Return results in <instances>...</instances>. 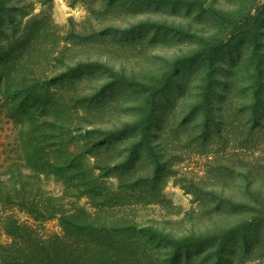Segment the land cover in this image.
Instances as JSON below:
<instances>
[{
	"label": "rangeland",
	"instance_id": "obj_1",
	"mask_svg": "<svg viewBox=\"0 0 264 264\" xmlns=\"http://www.w3.org/2000/svg\"><path fill=\"white\" fill-rule=\"evenodd\" d=\"M5 5L17 9L13 20L0 23V38L24 43L0 61L51 91L61 89L54 83L57 75L77 73L68 94L74 111L86 110L74 113V157L90 165L99 161L108 175L95 171L90 198L78 197L89 176L80 188L75 174L74 208L80 204L93 213L105 195L120 217L192 237L200 264H264V88L259 95L246 88L264 59V0H7ZM255 32L258 53L244 40ZM232 77L237 82L224 101ZM261 78L264 84L262 74L251 83ZM15 92L22 98L28 91ZM147 99L155 103L151 109L158 108L146 137L135 128L125 142L117 134L93 145L86 129L122 133L143 113ZM15 114L9 106L0 108L2 169L9 161L22 162L28 151ZM207 120L213 132L225 127L224 134L204 138L201 126ZM38 185L53 195L63 190L53 176ZM45 224L48 232L61 233L58 219ZM9 240L0 232V243ZM210 241L223 248L221 258Z\"/></svg>",
	"mask_w": 264,
	"mask_h": 264
},
{
	"label": "trees",
	"instance_id": "obj_2",
	"mask_svg": "<svg viewBox=\"0 0 264 264\" xmlns=\"http://www.w3.org/2000/svg\"><path fill=\"white\" fill-rule=\"evenodd\" d=\"M6 1L0 0L1 24L13 20V12L17 9L16 5H5ZM256 34L258 36V32H255L251 37H244V40H250L254 53L259 51ZM19 42L14 41L12 36L2 35L0 59H6L9 50L11 52ZM20 43H24V40ZM5 62L0 61V95L5 98L0 101V108L9 106L15 110L14 121L20 124V133L25 132V137L21 139L28 151L21 158L22 162L18 159L9 161L3 169L1 167L5 159L2 158L0 162V232L10 239L0 243V264H200L198 257L201 255L193 251L192 247L196 243L192 237H175L163 229L152 225H138L128 217H120L114 205L107 206L105 195L98 197L100 201L96 200L93 205L96 209L93 213L80 204L74 208L75 174L78 175L80 188L82 178L89 176L90 182L84 185V189H80L78 197L88 194L90 198L92 189L88 186L96 185V180H93L96 179L95 171H101L99 176L108 175L107 172L103 173L106 165H100L99 161L95 160L90 165L85 158L74 157V113L86 110L82 107L74 111L68 94L77 73L75 70L73 73L66 70L69 76L62 78L63 76L57 75L59 83H54L61 89L51 91L49 87L43 88L39 82H33V79L30 80L25 75L21 76L19 69L11 68ZM249 66L251 67V63ZM7 69L10 71L4 77L1 72ZM256 70L246 88L250 91L256 88V94L259 95L264 88L263 79L257 83L251 82L256 76H264V59H259ZM234 78L226 80V92L222 98L224 101L229 97ZM234 82L236 84L237 80ZM21 87L28 91L27 96L22 98L15 92ZM205 99L207 103L211 102L209 94H206ZM153 102L147 99L143 103L146 105L142 108L143 113H137L135 121L123 127L122 133L97 128L86 129L85 133H92L94 146L102 144L105 139L111 140L117 134L120 141L125 142L134 136L135 128L140 129L141 137L144 138L153 126L158 108L151 109L155 104ZM257 104H253L255 110ZM75 115L78 116V113ZM210 123L211 120H207L201 126L204 138L209 139L216 133L224 134L225 127H214L213 132ZM56 136L59 141L54 144L52 139ZM142 143L147 144L145 139ZM147 152L151 154V146L147 147ZM21 170L28 172L22 173ZM50 176L63 185L61 194L53 195L38 185L42 177ZM4 182L10 183V186H2ZM14 208L25 213L28 219L19 218L12 211ZM52 219H58L61 233L48 232L45 223ZM255 220L257 219L254 218L251 223ZM217 231L213 230L211 235L216 236ZM210 244L212 249H216L215 255L221 258L224 253L221 245L217 250L219 243L210 241Z\"/></svg>",
	"mask_w": 264,
	"mask_h": 264
}]
</instances>
